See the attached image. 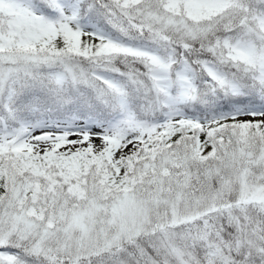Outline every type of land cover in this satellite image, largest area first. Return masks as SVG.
Here are the masks:
<instances>
[{
  "label": "snow or ice",
  "instance_id": "6c2138e0",
  "mask_svg": "<svg viewBox=\"0 0 264 264\" xmlns=\"http://www.w3.org/2000/svg\"><path fill=\"white\" fill-rule=\"evenodd\" d=\"M0 264H264V0H0Z\"/></svg>",
  "mask_w": 264,
  "mask_h": 264
}]
</instances>
